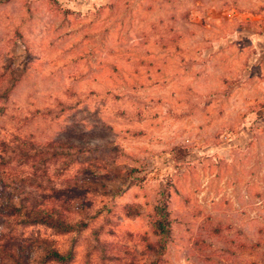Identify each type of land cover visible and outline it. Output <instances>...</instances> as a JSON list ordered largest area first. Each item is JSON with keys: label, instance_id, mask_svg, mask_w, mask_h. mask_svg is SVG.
Returning a JSON list of instances; mask_svg holds the SVG:
<instances>
[{"label": "rangeland", "instance_id": "rangeland-1", "mask_svg": "<svg viewBox=\"0 0 264 264\" xmlns=\"http://www.w3.org/2000/svg\"><path fill=\"white\" fill-rule=\"evenodd\" d=\"M1 156L89 220L73 264H264V0H0Z\"/></svg>", "mask_w": 264, "mask_h": 264}, {"label": "trees", "instance_id": "trees-1", "mask_svg": "<svg viewBox=\"0 0 264 264\" xmlns=\"http://www.w3.org/2000/svg\"><path fill=\"white\" fill-rule=\"evenodd\" d=\"M47 148L48 150L21 142V146L17 145L9 153L22 160L31 158L34 161L43 152H55L53 146ZM3 154L5 155V152ZM0 162L1 166L7 163L2 156ZM42 164L44 165L43 160L35 161L28 174H24L22 169H0V264L74 263L73 247H69L66 252L55 247V233L80 234L88 228L89 220L67 217L74 213H67V210L65 212L62 207L65 205L56 206L53 196L38 198L40 190L55 194V175L45 174V169L39 167ZM40 172L46 176V180L39 177ZM26 185L36 192L28 191ZM73 187L80 188L77 182H73ZM85 208L82 204L80 211H85ZM155 226L160 234L169 235L165 217L158 220ZM48 231L49 235L46 233ZM100 239L99 237L97 242L102 248L101 264H134L131 248L123 246L121 249H114L112 246L101 244Z\"/></svg>", "mask_w": 264, "mask_h": 264}]
</instances>
